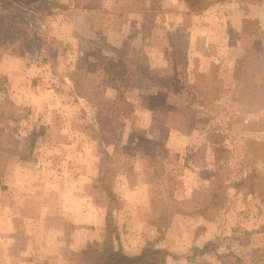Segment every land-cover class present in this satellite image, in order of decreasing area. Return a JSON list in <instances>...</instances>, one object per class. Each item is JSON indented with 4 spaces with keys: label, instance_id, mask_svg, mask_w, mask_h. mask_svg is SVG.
Wrapping results in <instances>:
<instances>
[{
    "label": "rangeland",
    "instance_id": "obj_1",
    "mask_svg": "<svg viewBox=\"0 0 264 264\" xmlns=\"http://www.w3.org/2000/svg\"><path fill=\"white\" fill-rule=\"evenodd\" d=\"M205 8L0 0V210L34 264H264V0Z\"/></svg>",
    "mask_w": 264,
    "mask_h": 264
},
{
    "label": "crops",
    "instance_id": "obj_2",
    "mask_svg": "<svg viewBox=\"0 0 264 264\" xmlns=\"http://www.w3.org/2000/svg\"><path fill=\"white\" fill-rule=\"evenodd\" d=\"M223 10H225L224 5H222ZM213 10H210L208 25L199 28L195 27L192 32L195 35H199L209 40L211 35H215L216 31L212 27H216L214 23H211V16ZM240 16V15H239ZM225 17V16H224ZM221 30L226 31L225 27H221ZM183 32V30H182ZM18 143V141H14ZM5 174L8 172L7 166L4 168ZM18 207V214L16 219L12 221L8 219L10 210L6 207L1 206L0 212V264H25L29 260L31 263L38 261V254H35V250L40 248V242L35 241L34 236H30V226L26 225L25 220H23L24 212H22V207ZM4 210V211H3ZM23 214V215H22ZM33 234V233H32Z\"/></svg>",
    "mask_w": 264,
    "mask_h": 264
},
{
    "label": "trees",
    "instance_id": "obj_3",
    "mask_svg": "<svg viewBox=\"0 0 264 264\" xmlns=\"http://www.w3.org/2000/svg\"><path fill=\"white\" fill-rule=\"evenodd\" d=\"M184 1L192 11H201L206 9L205 8L206 0H184ZM167 255H168L167 252L162 250L144 249L138 255L129 256L122 253L119 250H116V251H110L109 254L103 258L96 253L91 254V256L87 259L88 260L87 264H144L150 258L151 260L157 258L159 259L161 258L162 260Z\"/></svg>",
    "mask_w": 264,
    "mask_h": 264
}]
</instances>
